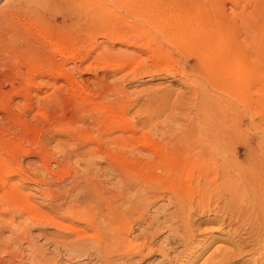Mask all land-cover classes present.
<instances>
[{
    "label": "rangeland",
    "instance_id": "1",
    "mask_svg": "<svg viewBox=\"0 0 264 264\" xmlns=\"http://www.w3.org/2000/svg\"><path fill=\"white\" fill-rule=\"evenodd\" d=\"M0 9H2V11H0V34L2 33L3 29L7 32V34L5 35L6 41L5 40L3 42L0 41L1 43L0 44L1 45L0 46V59H2L0 60V65H1L0 66V108L2 109V110L0 109V153H1L0 154V165H1L0 168L3 169V167L5 166L4 164H6L7 162L9 166H12L13 168L17 167L16 165H19L21 166L23 170H25V171L21 170L13 174V176H11V178L9 179L11 180V182L10 181L9 182L10 183L14 182L12 184H15V183L19 184V188H20V191L22 192V196L26 197L30 194L29 195L31 197L30 202H32L37 207L39 206L38 207L39 209L44 207L40 210L45 212L46 215L48 213H51L50 212L51 209L49 210V208L51 207L52 203L61 202V195L64 193V191H66L69 188L70 183H72V181L69 182V180H74V177L72 178L71 175L75 171L76 172L78 171L77 173L75 172L74 176L76 175L77 180L79 179L78 182L80 183V185L82 182V191H84L86 185H91L92 182L97 183V184L98 182H100L99 183L100 189L104 187L105 189L107 188L106 190H110L112 193L115 192L113 193L115 195L117 193L116 195L117 197L113 198V200L116 198L114 200L115 203H113L114 201L109 198L112 201V206L114 204L116 205L117 201H118L117 204L120 205L119 204L120 194L118 195V193H120V185L122 183L121 182L122 177H120L121 174L118 172L120 169V166L117 164L115 165L112 164L114 166L113 168L112 165L106 164L107 163L106 160L103 161L102 158H98V154H100V152L97 154H91L92 156L90 154L88 155L85 154L86 155L85 156L83 155V152L86 151V149L89 148V146L91 148V144L93 145L92 147H95L98 145L101 148L103 146H100V144L101 145L107 144L106 145L107 150H109V147H110V150L113 151V153L111 152L112 154L118 153L119 148L114 146L115 144L113 142L110 143L109 140H107L106 142V139L109 137H115L116 134H118L119 132L121 133V130L119 129V127L121 128L125 124H130V123H133L135 125L137 122L136 120L141 121L143 118L149 119L150 117L151 121L150 120L148 121V124L146 127H142L140 126V124L137 126V131H138L136 133L137 136L139 135L142 136L145 132V135H148L151 138L154 137V139L157 138L158 134L156 133V130L150 131L149 128L151 127L150 125L153 126L155 123H158V122L162 126H166L170 122L169 124L172 125L174 131L175 129H177L176 131L181 130V128H183V124L182 122H180V119L184 117L189 119L192 117L191 115H188V114H192L194 111L192 107L194 102L192 103L193 101L192 99L196 101V98H195V95L192 93V91L196 89L197 90L200 89L201 86L200 84H198V82L202 84L207 83L205 85H209L208 88L211 89V91L210 89L209 91L213 92L212 94L214 96L216 95L219 96V98L218 96H216L215 101L220 102L221 100V102L223 103V111L221 113H225L228 116V119L230 122L233 121L232 119L237 120V121L243 119L244 125H246L245 127H248L250 126L249 124L251 122V119L255 116V121L257 122V126H258L257 131H259V133L260 131L264 132V0H0ZM191 14L199 15V19L206 20L207 22L210 23L211 27L210 28L208 27V29L210 32L218 34V38L220 40L219 45L221 47V51H223L225 54V58L227 61V67L224 69L225 72L219 75V80L215 81L214 83L215 86H213V84L209 81V79L205 77L203 70L198 65L199 55L197 54V51L202 49V46H201L202 43L197 38V34L193 31H190L191 34L189 35H190L191 40L195 41V46L194 48L193 46H191L190 49H187L184 47V45L181 46L182 44H180L178 41L168 37L172 34L171 32H173L174 25L171 24V26H169V23H168L169 21L166 23H163L164 21H167V19L170 20L171 22L172 21L174 22L173 19L176 18L174 28H177V26H180L181 28L182 22H183L182 19L186 16L190 17ZM148 15L150 16L152 15L151 16L152 18ZM181 16H183V18ZM148 17L151 18V20L157 19L158 20L156 21L157 24L159 25L164 24V25L159 28L154 27L155 25L153 26L148 21L146 22V18ZM159 21L160 22L163 21V22L160 23ZM148 28H149L148 32L150 33V35L151 36L153 35V37H155L154 38L155 40L153 42L157 46L156 48H158V50L160 48L162 49L161 50L162 52L160 53L161 54L160 57H158V55L155 54L157 52L156 49L153 50V52L148 48L145 49L146 48V45L144 43L145 36L141 34H143V30H147ZM167 29L168 31L170 30L172 31L168 32L166 31ZM114 32H117V33L122 32V33H119L121 35V38L123 40L126 39L128 40V42L133 43V46L126 45L125 42H122L120 39L116 38V35H113ZM168 33H171V34L168 35ZM133 41H136V42H133ZM156 41L158 42V44L156 43ZM105 48L107 52L112 51L111 52L112 55L110 54L107 55L106 52H101V51H104ZM3 50H5L6 53L3 52ZM71 51L76 56L72 54ZM100 52L104 54L102 55ZM113 54L116 56H114ZM122 54L123 56L126 55L125 59L121 57ZM96 60H97V63H96ZM138 61L140 62L138 63ZM59 63L60 64L63 63L62 64L63 66L60 65ZM107 63H109L110 67H108L107 65H106L107 67L103 66ZM121 63L123 64V68L122 66H120L122 65ZM90 65H92L91 66L92 68L90 67ZM58 66L60 68L61 67L63 68L60 69ZM99 67L101 68L104 67V68H102L103 69L102 70ZM46 68H47V71H46ZM104 69H107L108 71L111 70L109 71L110 75L108 74L109 73L108 71H107V74H105L106 70L104 71ZM128 69L130 70L128 71ZM61 70L62 71L64 70V71L62 72ZM187 70H190V71H187ZM192 70L193 72H191ZM248 70H251V71H248ZM50 72L52 74H50L49 76ZM58 72L61 75L60 74L57 75ZM227 74L230 76L229 80H228ZM33 76H35V79ZM196 79L197 80L199 79V80L197 81ZM205 79H207L208 82L207 80L205 81ZM105 81H106V84L108 83L107 86L105 84ZM81 82L82 84H80ZM102 85H104V88ZM81 86L84 88L83 90ZM79 87L85 94L84 96L89 97V99L88 97L86 98L87 101L86 103H84L87 106L89 104V106L87 107L84 104H82L83 109L75 110V108L78 109L81 107L80 106L81 104H79L81 100L80 101L78 100L79 97L81 96H79L78 94L72 91H76L77 89H79ZM110 87L111 89H113V92L110 89ZM241 87L242 89H240ZM108 88L111 92L108 91ZM250 88L253 90H251ZM101 89L103 91H106L105 93L106 94L108 93V94L106 95ZM116 90H118L119 92ZM99 91H102V92H99ZM12 93H15V94H12ZM66 93L67 95H65ZM69 93L70 95L71 94L72 95L70 96ZM109 93L111 94L109 95ZM73 95L78 97L77 100L79 102L76 100V97H73ZM106 96L108 97L105 98ZM251 97L255 99L252 100ZM95 98L97 101L95 100ZM190 98L192 101H189ZM223 98L226 101L223 102ZM56 99H58V101ZM92 101H95L93 102L94 105L92 104ZM114 101H116V103ZM225 102L226 104H224ZM29 103H31L32 106H30ZM77 103L79 104V106ZM104 103L106 104V106H104ZM75 104H77L78 108L77 106H75ZM90 104H92L93 106H91ZM98 106L100 108H98ZM127 106L130 107V109L127 108ZM102 107H106V108H102ZM190 107H192L191 110H190ZM124 108H126L125 109L126 112ZM185 108H188V109H185ZM101 109H104V110H101ZM107 109L109 110V112ZM115 110H117L118 113ZM242 111H245V112L242 113ZM40 112H43L44 115L43 113L39 114ZM88 112H89L90 117L88 115ZM239 112L242 115L241 114L237 115ZM124 113L127 114L126 116L128 118H125ZM185 113L186 114L188 113L187 116L185 115ZM104 114H106V116ZM244 115L246 116L245 119H244ZM251 115L253 117H250ZM91 117L95 118V120H93ZM79 118L81 119V121H79L80 120ZM100 118H102V120ZM119 118H120V121L118 120ZM123 118H125L127 121ZM128 119H131V120L129 121ZM98 121L100 123H98ZM247 122H249V124ZM68 123L69 124L71 123L72 125L75 124L74 127L77 126L74 128L72 125H70L71 127H73L71 129L74 131L75 134L73 135L71 134L73 132H71L72 130H69L70 126L68 125ZM116 123H119L120 125ZM61 124H63V126L65 125L67 126L63 127L61 126ZM96 124H98L99 127ZM180 125H181V128H180ZM82 126L83 127L87 126V127L82 128ZM78 129L80 130L78 131ZM83 129L85 130L83 131ZM249 129H246L247 133L248 132L252 133L254 131L253 127H250ZM91 130L95 132L91 133ZM117 130L118 131L120 130V131L117 132ZM148 132L150 134H148ZM109 133H111V135H109ZM141 133L143 134L141 135ZM76 134H78V137L74 139ZM92 134H94L93 136H95L96 138L93 137ZM81 136L85 140H83ZM106 136H109V137L106 138ZM88 137L92 138L91 141H90V138ZM102 139H105L106 144L105 142L104 143L102 142L104 141ZM71 140L75 141L76 144ZM164 140L165 139H162V141ZM80 141L81 143L83 142L81 144L82 146L79 145L80 143L78 144V142ZM89 141L90 143H88ZM97 141H98V144H97ZM72 144H73V147H72ZM77 144L79 148L81 147L80 149L77 148L78 147ZM112 144H114L113 148L112 146H110ZM22 146L24 147V149L26 147H27L26 149L28 148L32 149L33 153L29 149H28L29 151L27 150L28 152L26 151L27 152L26 153L25 152L26 149L23 150ZM71 147H72V154L70 152ZM20 148L22 149V151ZM73 148H76V149H73ZM114 148L118 150V152L117 151L115 152ZM243 148L244 147H241V150H240L242 153L244 152ZM68 149L70 150L69 151L70 153H67ZM18 150L23 153L19 152ZM73 150L77 152V153L75 152L74 155H73V152H74ZM17 152H18V155H17ZM29 152L31 153L29 154ZM78 152L81 154V156ZM103 154L104 153H102L99 156H103ZM136 154L138 155L139 153H136ZM63 155H65L64 158H63ZM140 155L141 154H139V156ZM16 156H17V159H16ZM45 156H49L50 158L46 157V159H48L46 160ZM77 156L79 160L78 159L76 160ZM88 157L90 158V161ZM13 158H14V161L10 160ZM54 158L57 160H55ZM68 158H69V161H68ZM142 158H145V157H142ZM80 160L81 161L83 160V161L81 162ZM78 161H80V163ZM41 162H43V164L45 162L48 166V170L45 173L46 176L44 172L42 171L39 172L36 169L38 164H42ZM94 163L95 165H98L97 166L98 169L96 168L93 169V167L95 166ZM87 165L89 167H87ZM40 166L41 165L37 167L38 170ZM107 166H109L108 170H107L108 168ZM126 166H127L126 171H129L130 173H132L130 177L132 178V176L134 175L137 176L135 180L138 181L136 182L137 184L139 183V187L131 191V195H134V192L137 193V191L147 186V183L149 181L148 177L144 178L145 180L143 179L142 181L141 176H143V174H150L152 172L153 174L151 173L150 176H153L159 182H161L162 186H166L172 183H174L175 185L177 184L178 185L177 188L179 189L181 194L182 192H183V195L192 194L195 198H197L198 195L202 194V192L200 191H203L206 194L205 195L206 201L208 199L211 200V197H212V199L214 200V201L212 200L213 203L217 202L216 190H217L218 181H215V180H218V178H216L215 168H213L212 165L209 166L208 163H201V164L199 163V165H197V167L195 168H193L192 165L185 166L186 169L188 170L187 174L186 172L177 173V170H175L174 166L172 167L166 163H164V165H161V166L157 165L159 168H154V169L153 167L150 169L145 166L139 168L138 165H134V164L125 165V167ZM32 167H34L35 170ZM67 167L69 170L67 169ZM185 167L184 165H181V169L184 168V170L186 171ZM89 168L90 170H88ZM49 169L50 170L53 169V170L50 171ZM202 169L204 170L202 173L206 172L209 174V172L211 171L210 172L211 176L206 174L209 177L208 176L206 177L205 175L203 176V178L198 180L197 175L199 174V171L200 172L202 171ZM90 171L93 174H95L94 177H93V174L90 173ZM140 171H142V174ZM21 172L24 174H22ZM50 173L54 175H49ZM188 173H191L192 176L189 177ZM0 174H1V171H0ZM47 176L48 177L50 176V177L48 178ZM45 177H47V179ZM81 179H83V181ZM88 179H90V181ZM213 180L215 182H213ZM47 182H50V183H47ZM83 182L87 184L86 185L84 184L83 186ZM197 182H200L201 184ZM143 183H146V184H143ZM77 188L78 189L77 190L75 189V191L78 192L81 188L79 187ZM46 189H47V193H46L47 196L45 197L44 192H46ZM40 190H43V191L41 192ZM184 191L187 193H185ZM48 193H49V196H48ZM37 195L39 197H37ZM41 196H43L44 198ZM51 199H53L54 202H52ZM43 200L46 205L43 204L44 203ZM104 202L105 201H103L99 205H96V203L93 202V204L96 206L92 205V203L89 202V205L87 204L88 206L87 205H82V206L83 208H85L84 210L86 212L89 211V213L92 214V217H93V214L94 213H95L94 215L97 214L96 212L98 210V207L100 208L101 205H102L101 208L103 211L109 209V206H107L108 204L106 205V203ZM166 202H167L166 199L163 201H159L157 202L156 206L160 204H165ZM91 206L93 207V209H91L92 208ZM122 207L120 205L118 210H121ZM0 208L2 207L0 206ZM153 208H151L150 210H153ZM46 209H48L49 211H47ZM90 210H92L93 213ZM134 213H131L130 219L132 220L129 221L131 224H133V227L137 225V223H133L132 221L134 220V218L136 219L138 216V213H136V211ZM21 214L22 213H20V215ZM213 214H214L213 212H207V213H204V215L195 216V215H198V214H195L193 216L194 224H195L194 226H198L196 227L197 231L203 230L209 226H214L211 223H200L203 220L202 218L204 219L213 218L215 216V214L214 215ZM4 215L5 217H8V218L5 221L0 219V242L7 241V242H10V245L3 247L4 249L0 248V257H1V254L3 253L5 256H11V255H15L13 250H15V253H16V251L20 252L21 250L24 249L23 250L24 257L28 256L26 258H29L31 255V249L29 248H31L32 245L28 246V244L35 242L32 244H35L34 246H38L42 250H43V247H45L44 250H46L47 252L46 254L49 255L50 257H51V253L54 250H56V254H57V258L59 262L58 264H62V263L64 264L65 263L66 264H93V260H95L94 263L99 264L98 263L99 261L96 259L95 255L92 256L91 253H90L91 254L90 256L89 254H81L78 251L73 250V248H71L70 245H67V246L59 245L60 249L58 248V246L54 245L58 250L54 249L55 247L53 246L54 242L52 239H54L55 234L62 233L64 231L57 230L53 225L50 224V222H41V225H40V222L37 223V221H32V220L26 221L23 215L21 216L15 215L16 218H14V222L12 221L13 224L11 223L12 224L11 226L10 222L8 223V221L11 218L10 214L5 213ZM133 215H134V218H133ZM23 219L24 221H22ZM19 220H21V222ZM4 222L6 226L4 225L3 227L2 224ZM18 222L21 223L20 225L22 226L24 225L28 229V231L27 229L24 231L22 230L23 232H26V233H22L19 231L20 228L17 227L19 225ZM32 222L33 224H31ZM24 223H27V224H24ZM15 225L17 226L15 227ZM24 226H23V229H25ZM137 227L136 226L134 227L136 232L139 230V227L138 228ZM89 230L91 231V233H94L95 231L92 229H89ZM89 230L86 229L87 233H89ZM19 232H20V235L18 234ZM166 233H160L158 237L155 238V243H159L158 238H163V236ZM215 234L218 236H225V234H222L220 232H215ZM14 235L18 237V243H20L21 245L10 241L11 238L13 239L16 237ZM24 235H26L27 237ZM72 236L73 235H71V237ZM23 237L27 238V239L25 238L26 241L24 240ZM28 240L30 241L29 243H27ZM219 244H224V246L222 245L223 246L222 248H224L227 245V243L225 245V243H221V241L212 242L209 248H207L204 251H200V253L197 255L198 257L197 256L195 257V255H193L195 258L191 256L192 260L195 259L194 261L191 260V264H202V263L206 264L205 258H207V256H210L211 252L216 249V246L220 247ZM173 245L176 247V251L183 250L182 248H184V246L181 243L179 245L173 243ZM50 250L51 252H48ZM6 251L8 254H5ZM28 251H30L29 252L30 254L28 253ZM58 251L60 253H58ZM59 254H61V256ZM14 257L18 258L20 256H18L17 254V256H14ZM247 257H249L250 259ZM253 257L254 255H251V254L244 255L242 257L243 259H239V261L237 260L236 262L231 263V264H246V263L251 264V262H253L255 258ZM158 258H159L158 254H152L150 257L142 260L139 264H154V262H157ZM253 264H256V263L253 262Z\"/></svg>",
    "mask_w": 264,
    "mask_h": 264
},
{
    "label": "bare ground",
    "instance_id": "2",
    "mask_svg": "<svg viewBox=\"0 0 264 264\" xmlns=\"http://www.w3.org/2000/svg\"><path fill=\"white\" fill-rule=\"evenodd\" d=\"M152 6H153V4H152ZM0 11H2V9H0ZM160 11H161V9H160ZM148 16H150V15H148ZM191 16H192V18H191ZM191 16L190 17L186 16L184 18H183V16H181L183 18L182 19L183 22L181 21L182 22L181 28H180V26H177V28H174L176 18L173 19L174 22L173 21L171 22L168 19H167V21H164V22L161 21V22L166 23L169 21L168 22L169 26H171V24L174 25L173 26V32H171L172 34L168 33V35L171 34L168 37L178 41L180 44H182L181 46L184 45V47L187 49H190L191 46H193V48H194V46H195V41L191 40V38H190V35H189V34H191L190 31H193L197 34V38L202 43V45H201L202 49L201 50L198 49L199 51H197V54L199 55L198 65L203 70L205 77H207L209 79V81L213 84V86H215V84H214L215 81L219 80V75L224 73L225 72L224 69L227 67V61L225 58V54L223 51H221V47L219 45L220 40L218 38V34L212 33L208 29V27L209 28L211 27L210 23L207 22L206 20L199 19V15L191 14ZM151 18H149V17L146 18V22L148 21L151 25H153V26L155 25L154 27L159 28V27H162L164 25V24L163 25L157 24L156 21H158V20L157 19L151 20ZM8 27H10V26H8ZM148 30H149V28L147 30H143V34H141V35L145 36V42L143 41L146 45L145 49L148 48L152 52H153V50L156 49L157 52L155 54H157L158 57H160V55H161L160 53L162 52L161 51L162 49L160 48L158 50V48H156L157 46L153 42L155 40L154 39L155 37H153V35L151 36L150 33L148 32ZM161 30H163V29H161ZM166 31H168V29ZM170 31H172V30H170ZM170 31H168V32H170ZM140 32H142V31H140ZM193 32H192V34H193ZM115 33H117V32H114L113 35H116V38L120 39L122 42H125L126 45H132L133 46V43L128 42V40H126V39L123 40L121 38V35L119 33H122V32H118L117 34H115ZM125 33H127V32H125ZM6 34H7V32L3 29L2 33L0 34V41L1 42H3L5 40ZM142 39H144V38H142ZM10 40H12V39H10ZM16 41H18V40H16ZM157 41H156V43L158 44ZM7 42H9V41H7ZM133 42H136V41H133ZM39 43H41V42H39ZM97 44H98V42H97ZM3 52H5V50H3ZM101 52H106L107 55H109V54L112 55V53H111L112 51H110V52L108 51L109 52L108 53L106 51V48L104 51H101ZM67 53H69V52H67ZM71 53L74 54L72 51H71ZM128 55H130V54H128ZM114 56H116V55H114ZM125 56H123V54H122L121 57H123L125 59ZM69 57H71V56H69ZM127 58H128V56H127ZM101 59H102V57H101ZM0 60H2V59H0ZM139 62L140 61H138V63ZM96 63H97V60H96ZM62 64L63 63H61L60 65H62ZM100 64H102V63H100ZM106 65L108 67H110L109 63H107L103 66L105 67ZM91 66L92 65H90V67ZM118 66H119V64H118ZM120 66H122V68H123V64ZM193 66H194V64H193ZM104 67H102V68H104ZM146 67H145V69H146ZM190 67H192V66H190ZM61 68H63V67H61ZM99 68H101V67H99ZM60 69H58V70H60ZM130 69H132V68H130ZM130 69H128V71ZM40 70H41V68H40ZM46 71H47V68H46ZM104 71L106 72L105 74H107L108 70L104 69ZM109 71H111V70H109ZM154 71H155V69H154ZM187 71H190V70H187ZM248 71H251V70H248ZM158 72H160V71H158ZM191 72H193V70ZM50 74H52V73L50 72L49 76H50ZM59 74L60 73L58 72L57 75H59ZM108 74L110 75V72ZM198 75H196V76H198ZM106 76H108V75H106ZM33 77L35 79V76H33ZM229 77L230 76L228 75V80H229ZM172 79H174V78H172ZM206 80L207 79H205V81ZM207 82H208V80H207ZM188 83H190V82H188ZM249 83H251V82H249ZM78 84H77V86H78ZM80 84H82V82ZM105 84H106V81H105ZM107 84H106V86H107ZM198 84H200V86H201L200 89L198 88L199 90L196 89V90L192 91V93L195 95L196 101H194V99H192L193 100L192 101L191 98L189 100V101H192V103L194 102L192 105V107L194 109V111L192 110L193 113L192 114L187 113L188 115H191L192 117L189 119L186 117L180 119V122H182V124H183V128H181V125H180L181 130H179V128H178L179 131H176L177 129H175V131H174L172 125L169 124L170 122L166 126H162L158 122V123H155L153 126L150 125L151 127L149 128L150 131L156 130V133L159 135V136L157 135V138H155V139H154V137L151 138L148 135H145V132H144V134L141 133V135L142 134L143 135L142 136L139 135L140 136L139 137L136 134L138 132L137 126L140 124V126L146 127L148 124V121L149 120L151 121L150 117H149V119L143 118L141 121L136 120L137 122L135 125L133 123H130V124H125L121 128L119 127V129L121 130V133L119 132L120 130L119 131L117 130V132H119V133L116 134V136L114 134L115 137L106 136V138L109 137L107 139L105 138L106 142H107V140H109L110 143L113 142L115 144V145L114 144L110 145V146H112V148H113V145L116 146L117 148H119L118 149L119 152H118V150H116L114 148L115 152L117 151L118 153L112 154L113 151L110 150V147H109V150L106 149L107 144L105 142V139H102V140H104L102 142L103 143L105 142L106 145L100 144V146H103L102 148L99 147L98 145L95 147H92L93 145L91 144V148L89 146V148H87L86 151L83 152V155H85V154H87V155L88 154H90V155L91 154H97L100 152V154H98V158H102L103 161L106 160L107 161L106 164H108V165L109 164L110 165L117 164L120 166L119 171L118 170L117 171L121 174V176L119 174L118 175L120 177H122L121 178L122 181L120 180L122 182L120 185V193H118V195L120 194V197L118 196L120 198L119 204L121 205V207L123 206L121 210H118V208L120 206L117 204L118 201H117L116 205L114 204L112 206V201L110 200V199L113 200L114 197H117L116 196L117 193L115 195V194H113L115 192L112 193L110 190H106L107 188L105 189L104 187H102L100 189V187H99L100 182H98V184L92 182L91 185H86L87 183L85 184L83 182V186L85 184L86 187H85L84 191H82V182L80 185V183L78 182L79 179L77 180L76 175L74 176V174L76 172L75 171L71 175L72 178L74 177V180H69V182L72 181V183H70L69 188L66 191H64V193L62 195L60 193L61 202L52 203L51 207L49 208V210L51 209L50 210L51 213H48L46 215L45 212L40 210L44 207L39 209L38 208L39 206L37 207L32 202H30L31 201V199H30L31 197L29 196L30 194L26 197L22 196V192L20 191L19 184H17V183L12 184L14 182L10 183L11 180H9V179L11 178V176H13V174H15L21 170L22 171H25V170H23L21 168V166L16 165V163H15V165L17 167L13 168L12 166H9V164L6 162V164H4L5 166L3 167V169L0 168V171H1V174H0V206L2 207V208H0V219L5 221L8 218V217H5V215H4L6 213V214H10V216L12 218V219L10 218V220L8 221V223L10 222V224L11 223L13 224L14 218H16L15 215H19V216L23 215V217L26 221L27 220L28 221L29 220L37 221V223L40 222V225H41V222H50V224L53 225L57 230L64 231L62 233L56 232L57 234H55L54 239L51 238L54 242L53 246L55 245V246H58V248H59V245H62V246L70 245L71 248H73V250L78 251L81 254H89V256L91 254H92V256L95 255L96 259L99 261L98 262L99 264H139L142 260L150 257L152 254H158L159 255L157 262H154V264H191V260H192L191 256L195 255V257H196L200 253V251L206 250L207 248H209L211 246L210 244L212 242H215V241H221V243H225V245L227 243L228 247L226 245L224 248H222L224 246V244H219L220 247L216 246V249L211 252L210 256H207V258H205L206 264H231V263L236 262L237 260L239 261V259H243L242 257L244 255H249V254L254 255L255 258L253 257L254 258L253 262H255L256 264H264V132L260 131V133H259V131H257L258 130L257 122L255 121V116L253 117L252 115L250 116V117H253L251 119L250 124H249V122H247L250 125V126L247 125L248 127H245L246 125H244L243 119L238 120V121L232 119L233 121L230 122L228 119V116L225 113H221L223 111V103L221 102V100H220V102L215 101L216 96H218V95L214 96L212 94L213 92H210L211 89L208 88L209 85H205L207 83L202 84V83L198 82ZM113 85H112V87H113ZM102 86L104 88V85H102ZM210 86H212V85H210ZM69 88H71V87H69ZM83 89L84 88L82 87V90ZM110 89H111V87H110ZM209 89H210V91H209ZM213 89H214V87H213ZM240 89H242V87ZM82 90L79 87V89H77L76 91H72V92H75L76 94H78L79 96H81L78 99L79 101L81 100V102H79L77 100L78 97L73 95V97H76V100L79 102V104H81L80 105L81 107H82V104L86 103V101H87L86 98L88 97V96L87 97L84 96L85 94L83 93ZM111 90L113 92V89H111ZM251 90H253V89H251ZM102 91H99V92H102ZM108 91H110L109 88H108ZM116 91H118V90H116ZM69 92H71V91H69ZM103 92L105 93L106 91H103ZM15 93H12V94H15ZM67 93L65 95H67ZM190 93H191V91H190ZM110 94L111 93H109V95ZM69 95H70V93H69ZM108 96H106L105 98H107ZM8 97H10V96H8ZM218 98H219V96H218ZM251 98H252V100L255 99L253 97H251ZM88 99H89V97H88ZM56 100L58 101V99H56ZM95 100H96V98H95ZM126 100H127V98H126ZM101 101H102V99H101ZM224 101H226V100H224V98H223V102ZM93 102H95V101H92V104H93ZM98 102H100V101H98ZM114 102L116 103V101H114ZM253 103H255V102H253ZM29 104H30V106H32L31 103H29ZM77 104H75V106H77ZM79 104H78V106H79ZM92 104H90V105L93 106L94 104L93 105ZM224 104H226V102ZM36 105H37V103H36ZM129 105H130V103H129ZM132 105H131V107H132ZM78 106H77V108H78ZM85 106H87V105H85ZM88 106H89V104H88ZM104 106H106L105 103H104ZM128 106H127V108L130 109V107H128ZM158 106H160V105H158ZM26 107H27V105H26ZM63 107H64V105H63ZM81 107L78 109L75 108V110L83 109V107L82 108ZM123 107H125V106H123ZM192 107H190V110ZM98 108H100V107L98 106ZM102 108H106V107H102ZM108 109H110V108H108ZM125 109L126 108H124V110ZM185 109H188V108H185ZM101 110H104V109H101ZM182 110H184V109H182ZM115 111L117 112V110H115ZM108 112H109V110H108ZM125 112H126V110H125ZM240 112L238 114L237 113L236 114L239 115V114H241ZM244 112L245 111H242V113H244ZM41 113H43V112H40L39 114H41ZM96 113H98V112H96ZM113 113H115V112H113ZM106 114H104V115L106 116ZM187 114L185 113L186 116H187ZM43 115H44V113H43ZM65 115H66V113H65ZM88 115H89V112H88ZM101 115H103V114H101ZM116 115H118V114H116ZM124 115H125V118H128L126 116L127 115L126 113H124ZM56 117H57V115H56ZM76 117H78V116H76ZM89 117H90V115H89ZM125 118H123V119H125ZM241 118H243V117H241ZM245 118H246V116L244 115V119ZM92 119L95 120V118H92ZM100 119L102 120V118H100ZM247 119H249V118H247ZM118 120L120 121V118ZM128 120L130 121L131 119H128ZM64 121H65V119H64ZM79 121H81V119ZM121 121H122V119H121ZM129 121H128V123H129ZM157 121H159V120H157ZM165 121H166V119H165ZM89 123H88V125H89ZM98 123H100V122L98 121ZM119 123H116V124H119ZM122 123H123V121H122ZM86 124H87V122H86ZM68 125L70 126L72 124L68 123ZM74 125H72V126L74 127ZM96 125L99 127L98 124H96ZM102 125H104V124H102ZM61 126H63V124H61ZM65 126H67V125H65ZM65 126H63V127H65ZM73 127L70 126L69 130H72L71 128H73ZM75 127H77V126H75ZM86 127L82 126V128H86ZM92 127H91V129H92ZM100 127H101V125H100ZM250 127H253L254 131L252 133H250V132L247 133L246 129H249ZM65 129H67V128H65ZM138 129H140V128H138ZM60 130H61V128H60ZM79 130L80 129H78V131ZM84 130L85 129H83V131ZM101 130H103V129H101ZM71 132H73V133H71L72 135L75 134L73 130ZM92 132L94 133L95 131L91 130V133ZM149 132H148V134H150ZM65 133H66V131H65ZM77 133H79V132H77ZM104 134H102V135H104ZM72 135H70V136H72ZM76 135H75L74 139H76V137H78V134H76ZM93 135L94 134H92V136ZM109 135H111V133H109ZM117 135H119V136H117ZM151 135H153V134H151ZM93 137H95V136H93ZM79 138H80V136H79ZM88 138H90V137H88ZM91 139L92 138H90V141H91ZM162 139H165V140L162 141ZM83 140H85V139L83 138ZM71 141H73V140H71ZM90 141L88 143H90ZM99 141H101V140H99ZM73 142L76 144L75 141H73ZM109 142H108V144H109ZM82 143H81V141L78 142V144L80 146H82L81 145ZM73 144H72V147H73ZM78 144H77V146H78ZM97 144H98V141H97ZM241 144H243V145H241ZM72 147L70 149L71 151L68 149L67 153L71 152V154H72ZM74 147H75V145H74ZM241 147H244L243 153L240 151ZM77 148H79V146ZM22 149L25 150L24 147ZM22 149H21V151H22ZM28 149H26L25 152ZM73 149H76V148H73ZM29 150H31V152H32V149H29ZM21 151H19V152H21ZM31 152H29V154ZM75 152L76 151L73 152V155ZM21 153H23V152H21ZM102 153H104L103 156H99ZM136 153H139L141 155L139 156V154L137 155ZM43 154H45V153H43ZM17 155H18V152H17ZM76 155H78V154H76ZM49 156H45V159H46V157H48V158L51 157V156L50 157ZM80 156H81V154H80ZM85 156H83V157H85ZM41 157H42V155H41ZM64 157H65V155H63V158ZM142 157H145V158H142ZM69 158H68V161H69ZM71 158H72V156H71ZM16 159H17V156H16ZM77 159H78V156H77L76 160ZM81 159H83V158H81ZM88 159L90 161L89 157H88ZM10 160L14 161V158L10 159ZM42 160H43V158H42ZM46 160H48V159H46ZM51 160H52V158H51ZM55 160H57V159H55ZM59 161H61V160H59ZM80 161H78V162L80 163ZM96 161H97V159H96ZM15 162H16V160H15ZM87 162H88V160H87ZM99 162H97V163H99ZM41 163L42 164H38V166L41 165L39 167V170L37 168L38 166L37 167L35 166V167H36L37 171H39V172L42 171L45 174L46 171L48 170V166L45 162H44V164H43V162H41ZM164 163L169 164L172 167L174 166L175 170H177V173L186 172V174H187L188 170L186 169L185 166L192 165L193 168H195V167H197V165H199V163L200 164L201 163H208L209 166L212 165L213 168H215L216 178H218V180H215V181H218L217 190H216L217 202L213 203L214 200L212 199V197H211V200L208 199L206 201V198H205L206 194L203 191H200V192H202V194L198 195V197L195 198L192 194H186V195L184 194L183 195V192L181 194L179 189L177 188L178 187L177 184L175 185L174 183H172V184H169L166 186H162L161 182H159L153 176H150L152 172L150 174H143V176H141L142 181L144 178L148 177L149 181L147 183V186L145 188L137 191V193L134 192V195H131V191H133L137 187H139V183L137 184L136 182H138V181L135 180L137 178V176L134 175V176H132V178L130 177L132 173H130L129 171H126L127 166L125 167V165L134 164V165H138L139 168L145 166V167L150 168V169L153 167V169H154V168H159L157 165L161 166V165H164ZM10 164H11V162H10ZM89 165H90V163H89ZM94 165H95V163H94ZM181 165H184L186 171L184 170V168L181 169ZM79 166H80V164H79ZM95 166L93 167V169L94 168L98 169L97 168L98 165H95ZM0 167H1V165H0ZM30 167H31V165H30ZM87 167H89V166L87 165ZM107 167H108L107 168V170H108L109 166H107ZM32 168H34V167H32ZM49 168H50V166H49ZM113 168H114V166H113ZM67 169H68V167H67ZM80 169H82V168H80ZM34 170H35V168H34ZM51 170H53V169H51ZM88 170H90V168ZM191 170H192V168H191ZM95 171H97V170H95ZM189 171H190V169H189ZM203 171H204L203 169L201 172L199 171V174L197 175L198 180H200L201 178H203V176L208 174L206 172L202 173ZM140 172L142 174V171H140ZM210 172L208 175H210ZM69 173H70V171H69ZM90 173H92V172L90 171ZM103 173H105V172H103ZM22 174H24V173H22ZM109 174H111V173H109ZM188 174H189V177L192 176L191 173H188ZM49 175H54V174L50 173ZM94 175L95 174H93V177H94ZM208 175H206V177ZM45 176H46V174H45ZM47 177H45V178L47 179ZM40 178H42V177H40ZM78 178H79V176H78ZM82 178H83V176H82ZM92 179H91V181H92ZM34 180H35V178H34ZM81 180L83 181V179H81ZM88 180L90 181V179H88ZM138 180H139V178H138ZM215 181L213 180V182H215ZM43 183H44V181H43ZM47 183H50V182H47ZM119 183H118V185H119ZM197 183H200V182H197ZM143 184H146V183H143ZM77 187L81 188L78 192L75 191V189L76 190L78 189ZM47 189H46V192H44L45 197L47 196L46 195ZM201 189H203V188H201ZM40 191L42 192L43 190H40ZM185 193H187V192H185ZM48 196H49V193H48ZM37 197H39V196L37 195ZM41 197H43V196H41ZM165 199L167 200V202L165 204H160V205L156 206L157 202L163 201ZM51 200H52V202H54L53 199H51ZM51 200H49V201H51ZM101 201L102 202L105 201L104 203H106V205L108 204L107 206H109L110 210L108 209V210L103 211L101 208L102 207V205H101L100 208L98 207L97 212L95 211L97 214L94 215L95 214L94 213L93 217H92V214H90L89 211L86 212L84 210L85 208H83V206H82V205H87V204L89 205V202H91L92 205H94L93 202H95L96 205H99L100 203H102ZM211 201L213 204L211 203ZM43 202H44V200H43ZM113 203H115V201ZM41 204H42V202H41ZM43 204H45V202ZM96 205H94V206H96ZM151 208H153V210H150ZM91 209H93V207ZM46 210L49 211L48 209H46ZM95 210H96V208H95ZM90 211H92V210H90ZM135 211H136V213H138V216L135 219L134 215H133L134 220L132 222L137 223V225L139 227V230L137 232L134 228L135 226L137 227V225H135L133 227V224H131L129 222L132 220V219H130L131 213H134ZM207 212H213L215 214V216L213 218H209V219L202 218L203 220L200 223H211L214 226H209L203 230L197 231L196 227H198V226H194L195 224H194L193 216L195 214H198L195 216L204 215V213H207ZM20 213H22V214L20 215ZM92 213H93V211H92ZM129 215H130V217H129ZM24 219L22 221H24ZM19 221L21 222V220H19ZM34 223H36V222H34ZM12 224H11V226H12ZM20 224L21 223H19V225L17 224L18 226L15 225V227L17 226L20 229L22 228L21 230L19 229V231L22 233H26L23 231L26 230L27 228L23 225L25 227V229H23V226ZM24 224H27V223H24ZM31 224H33V222ZM2 225L4 227L5 222ZM30 226H32V225H30ZM226 227H227V229H226ZM86 229H88V230L92 229L95 231H94V233H91V231L89 230V233H87ZM14 230H15V228H14ZM27 231H28V229H27ZM20 232L18 233L19 235H20ZM215 232H220L222 234H225V236H218L215 234ZM160 233H166V234L163 236V238H158L159 243H155V238H157ZM16 235H14V236H16ZM71 235H73V236L71 237ZM24 236H26V235H24ZM28 236H29V234H28ZM25 238H24V240H25ZM10 241H12L13 243L20 244V243H18V237L17 236L13 239L11 238ZM19 242H20V240H19ZM29 242L30 241L28 240L27 243H29ZM32 243H35V242H32ZM32 243L28 244V246L32 245V247L29 248V249H31V255L29 258H26L28 256L24 257V253H23L24 249L21 250L20 252L16 251V253H15V250H13L15 255L5 256L4 253L1 254L0 264H58L59 263L58 258H57V254H56V250H54L51 253V257H50L49 255L46 254L47 252H46V250H44L45 247H43V250H42L40 247L34 246L35 244H32ZM173 243L178 244V245L181 243L184 246V248H182L180 246L183 250H177L176 251V247L173 245ZM8 245H10V242H7V241L6 242H0V248L6 247ZM20 248H22V247H20ZM16 249H18V248H16ZM54 249H57V248L55 247ZM62 249H63V247H62ZM51 250L48 252H51ZM59 251H58V253H60ZM29 252L30 251H28V253ZM69 253H70V251H69ZM5 254H8L7 251L5 252ZM17 254L20 257H18V258L14 257V256H17ZM59 255L61 256V254H59ZM87 257H88V255H87ZM61 258H60V260H61ZM247 258H249V257H247ZM194 260H192V261H194ZM94 261L95 260H93V264H96V263H94ZM253 262H251V264H253ZM62 264H64V263H62ZM202 264H204V263H202Z\"/></svg>",
    "mask_w": 264,
    "mask_h": 264
}]
</instances>
